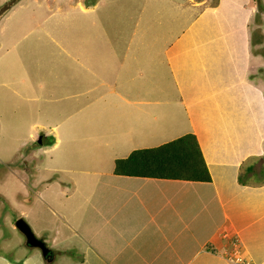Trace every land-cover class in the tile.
I'll use <instances>...</instances> for the list:
<instances>
[{"label":"crops","instance_id":"obj_1","mask_svg":"<svg viewBox=\"0 0 264 264\" xmlns=\"http://www.w3.org/2000/svg\"><path fill=\"white\" fill-rule=\"evenodd\" d=\"M133 1L119 11L134 5L146 19L131 14L113 29L95 27L92 15L104 22L100 8L81 13L91 26L74 35L85 46L58 57L85 70L79 82L83 74L93 80L67 85L65 72L52 70L55 90L70 92L54 91L45 116L32 108L14 144L31 143L32 128L53 138L40 147L52 165L33 190L47 211L40 238L50 235L51 247L65 241L55 249L60 264H264V0H170L156 10ZM54 17L61 36L66 21ZM112 38L118 44L108 50ZM21 77L19 107L29 86ZM186 132L196 137L208 180L112 172L115 157ZM33 177L31 186L42 180ZM241 253L242 262L232 261Z\"/></svg>","mask_w":264,"mask_h":264},{"label":"rangeland","instance_id":"obj_2","mask_svg":"<svg viewBox=\"0 0 264 264\" xmlns=\"http://www.w3.org/2000/svg\"><path fill=\"white\" fill-rule=\"evenodd\" d=\"M138 1L141 2L138 5L142 9L145 8V3L149 2V9L152 10H156L158 6L163 7L167 5L168 7H172V4L169 3L170 0ZM129 2L134 3L133 0H0V193L3 194L4 192L7 194H3L6 201H0V256L6 257L9 260V264H37L36 259L30 260V257L27 260L30 255L37 256L40 264L61 263L57 255H55L57 253H55V249L56 251H62V249H58L56 246H60L59 248L61 246L65 247V241L58 242L55 247H51L50 244L53 241L50 239V235L46 236L47 238L43 236L46 239L45 244L48 247L47 255L43 257L39 249L26 244L24 236L14 225L15 218L20 216L29 224L37 237H41L40 234H45V232L41 233L39 227L47 223V211L46 209L40 211L39 203L41 200L33 191L36 187H40L42 182H45L43 180L46 179H43L41 174H46L47 176L49 173L47 169L52 165L49 162L50 159L49 161L45 160L52 153H46V150L40 149L42 144H44V137L42 135L45 136V133L39 132L36 135L37 132L32 128L31 138H33V141L38 142L37 145L32 144V140L31 143H27L30 140H24L27 143L26 146H14V144L20 139L19 135H21L22 128L26 127V118H31V116L36 114L35 111H32V108H36L38 105L41 106L42 109L38 110L42 116H45L52 106L50 100L54 91L57 93L58 98H60L59 95H63L60 91L64 93L70 92L71 88L66 86H59L58 92L55 90L57 88L50 81L52 70L55 74L65 72L62 76L66 78L67 85H69L70 81H74L82 86L93 80L94 73H91L89 76L83 74L79 82L78 74L85 73V70L82 67L80 68L71 64L69 58L66 63H61L58 57L63 55L66 49L74 50L75 44L76 48L78 46L80 48L85 46L74 35L75 32L82 35L84 28L91 26V23L86 21V19L82 21L83 14L81 15V13H85L88 8L94 7V10H96L98 7L103 10L104 15L101 16V19L104 22L102 23L101 20H98L96 15H92L91 18H93L92 21L95 27H98V24H103V28L108 26L113 29L109 25H113L121 20H124V22L125 20L129 21L127 18L131 14L140 15L137 7L134 5L119 11L122 5ZM102 4H105V6L101 7ZM76 6H78L77 9ZM118 11L120 14H118ZM57 14H60L64 18L63 20L66 21L65 27L58 26L62 31L60 33L61 36H59V32L54 31V27L51 25L55 19L54 16ZM74 14L79 17V23H76L77 17ZM140 17L146 19L147 16L142 13ZM110 19L111 21H109ZM106 21L109 22L106 24ZM57 24L59 25V23ZM87 30V34H93L97 29ZM39 31H41V34H38ZM109 42V47L105 45L104 48L108 47V50H114L118 41L112 38ZM86 47H88L87 44ZM57 50L61 52H56ZM32 52L33 55L31 54ZM77 56L79 59H83L82 54H77ZM118 61L116 60L114 65ZM112 73H108V79ZM21 75L28 81V84H26L29 85L28 87H24L21 93L25 100L24 106L22 105L23 107L18 106L19 88L23 87ZM60 78L57 77L56 79ZM37 80L41 82V88H35ZM1 81H4V83ZM56 115L57 112L54 113V116ZM29 121L30 119H28V123ZM105 122L110 121L106 118ZM15 125L20 126L18 130L13 128ZM104 127L99 126V129ZM8 132L16 133L8 134ZM101 140H105L104 136H102ZM206 140L209 141V138ZM5 148L9 150H4ZM25 153H27L26 158H24ZM36 164L42 166V168L34 170ZM36 172H38L37 175ZM4 175H6V179H3ZM31 176L42 180L37 182L33 179V186H31ZM57 222H59V219L55 217L52 221L53 227ZM62 229L65 230V226H62ZM49 233L52 234L53 232ZM63 235L65 237V234ZM69 242H71L70 247L75 246L73 244L74 241ZM235 243L236 241H234L232 247V249L234 248V253L237 252ZM37 252L39 254H35ZM244 258L242 253L231 257L232 261L235 262H242ZM0 264H5L1 258Z\"/></svg>","mask_w":264,"mask_h":264},{"label":"trees","instance_id":"obj_3","mask_svg":"<svg viewBox=\"0 0 264 264\" xmlns=\"http://www.w3.org/2000/svg\"><path fill=\"white\" fill-rule=\"evenodd\" d=\"M52 139V136L47 135L43 143L49 144ZM32 144L37 145L38 142L33 141ZM112 172L123 175L209 179L196 137L191 132L183 133L154 146L133 148L125 156L115 157ZM3 174L4 172L2 176ZM4 200L6 201L5 196L0 193V201Z\"/></svg>","mask_w":264,"mask_h":264},{"label":"water","instance_id":"obj_4","mask_svg":"<svg viewBox=\"0 0 264 264\" xmlns=\"http://www.w3.org/2000/svg\"><path fill=\"white\" fill-rule=\"evenodd\" d=\"M14 225L24 236L26 244L37 247L40 250L42 256L47 255L48 247L46 246L44 240L40 237H37L33 233L32 229L30 228L29 224L24 220V218L20 216L16 217L14 220Z\"/></svg>","mask_w":264,"mask_h":264}]
</instances>
